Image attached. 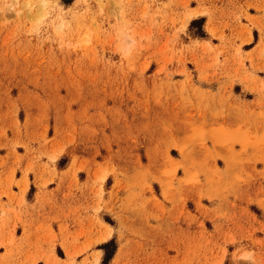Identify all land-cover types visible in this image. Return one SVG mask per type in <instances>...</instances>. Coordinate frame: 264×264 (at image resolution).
I'll use <instances>...</instances> for the list:
<instances>
[{
  "label": "rangeland",
  "instance_id": "obj_1",
  "mask_svg": "<svg viewBox=\"0 0 264 264\" xmlns=\"http://www.w3.org/2000/svg\"><path fill=\"white\" fill-rule=\"evenodd\" d=\"M263 1L0 0V245L31 173L68 264H264Z\"/></svg>",
  "mask_w": 264,
  "mask_h": 264
},
{
  "label": "crops",
  "instance_id": "obj_2",
  "mask_svg": "<svg viewBox=\"0 0 264 264\" xmlns=\"http://www.w3.org/2000/svg\"><path fill=\"white\" fill-rule=\"evenodd\" d=\"M262 4L264 5V1ZM249 12L252 16H256L254 21L262 26L264 30V10L258 12L250 9ZM255 30L259 37L262 35L259 28L254 26L251 40L243 44L244 51H253L258 46L260 38L256 40ZM248 45L250 47L246 49ZM20 178H23V175L19 173L16 179ZM29 181L28 189L32 183L31 173H29ZM13 189L18 192L14 187ZM28 189L25 194L27 206L20 207L16 202L12 203L15 209L24 212L25 224L24 222L17 224L14 232L15 241L12 247L0 245V264H68L71 259L68 257V250L64 247V244L67 245L71 253H74L88 241V236L82 235L83 229L85 231L93 230L90 221L85 220L84 223H81L77 216V214L79 216L83 215L86 208L79 207L78 203L66 202L62 198L61 201L58 199L56 204L43 205L37 202L36 195L32 200L28 198ZM72 211L77 213H72ZM106 225L107 223L104 222V226L99 227L100 231L95 232L93 238L102 235L106 231ZM10 235L11 232L3 239H10ZM108 240L98 241L95 244ZM9 249L12 250V253L3 256L8 253ZM60 250H62L63 255H60ZM98 251L101 253L102 258V249L93 250V246L87 250L77 252L75 264H80L85 258H90L92 252Z\"/></svg>",
  "mask_w": 264,
  "mask_h": 264
},
{
  "label": "trees",
  "instance_id": "obj_3",
  "mask_svg": "<svg viewBox=\"0 0 264 264\" xmlns=\"http://www.w3.org/2000/svg\"><path fill=\"white\" fill-rule=\"evenodd\" d=\"M66 3H67V2H66ZM202 19H203V18H201V19H197V20H194L193 23L196 22V21H199V20L201 21ZM202 36H205V34H202ZM112 242H113V240H112L110 243H112ZM110 243L103 244V245H102V248H106V246H107L108 244H110ZM108 258H109V255L106 253V256H105V258H104V262H105Z\"/></svg>",
  "mask_w": 264,
  "mask_h": 264
},
{
  "label": "bare ground",
  "instance_id": "obj_4",
  "mask_svg": "<svg viewBox=\"0 0 264 264\" xmlns=\"http://www.w3.org/2000/svg\"><path fill=\"white\" fill-rule=\"evenodd\" d=\"M193 14H196V11H193L192 13H190L189 16H192Z\"/></svg>",
  "mask_w": 264,
  "mask_h": 264
}]
</instances>
